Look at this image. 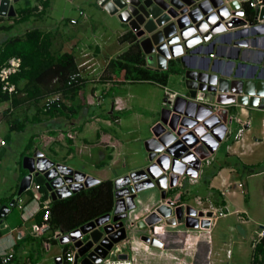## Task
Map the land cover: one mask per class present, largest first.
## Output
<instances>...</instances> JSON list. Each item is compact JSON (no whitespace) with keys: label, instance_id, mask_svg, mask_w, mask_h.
Masks as SVG:
<instances>
[{"label":"crops","instance_id":"obj_1","mask_svg":"<svg viewBox=\"0 0 264 264\" xmlns=\"http://www.w3.org/2000/svg\"><path fill=\"white\" fill-rule=\"evenodd\" d=\"M44 1H46V5H44ZM48 1L49 0H37L34 5L35 10L40 12L41 10L44 11L48 6ZM95 2L100 8L106 9L100 5L98 0H95ZM224 2L226 1L224 0ZM13 3L14 2H12V5L15 14H0V25L13 23V19L15 17L23 14L22 10L26 7L17 8ZM39 5L41 6L40 8L38 7ZM242 5L244 8L242 15H237L235 19H230L232 21L229 25L223 24L224 26L221 27L223 28L222 30H217V32L212 33L209 38L201 40V45L197 47L196 50H193L188 54L185 53L186 55L184 59H182L181 54L178 53L176 54V57L171 54L169 58L166 57L165 61L161 62L158 59L156 52V54L144 52L141 48L142 52L145 53L144 56L146 65L157 70H166L168 67H171V69L167 72L166 81L164 83L161 84L155 82L163 88L162 108L160 107L161 111L158 118L153 120L150 125L151 136L145 139L144 146L146 147V140L151 141L156 139V133H160L161 131L164 133L165 129L163 126L165 125L168 126L173 134L175 133V130L179 133L183 132L182 135L184 136V140L191 145H194L196 143L195 141L202 139L199 144L195 145H199L204 148L208 147V145L203 142L205 137L207 140L209 138L214 140L213 138H215V136L211 133L212 130H216V133L221 135L217 144L212 146L210 155L203 156L200 163L194 153H191L193 154L191 155L190 152H187L182 140L180 139H178L180 143L177 145H170L174 146L171 149L172 154H170L166 149L161 151L165 154V158L167 156L165 169H167V165L169 167H175V158L179 160L180 158L185 157L186 159H183L186 163H189L187 169H179V172L181 171V173L179 175L178 182L181 184H177L174 187L185 186L186 179L189 184H198L204 189L201 193H193V191H189L188 187L182 191L174 190L172 186L165 189V191L167 190V196L173 197L180 192V194H182L179 200L180 202H184L198 209L216 207L219 210H222L223 213L217 214L214 223H212L207 230L198 227L186 229V227L181 224H177L174 227H167L164 231L156 234L161 240V245H155L144 240H140L141 233L143 234L144 232H147V226L142 227L134 225L131 228V232H133L131 239L124 243L121 241L118 243L122 246V248H125L126 246H128L129 249L131 247H135L138 251V257H141L140 259L144 260L147 264H180V262H186L187 264H241L239 257L241 253L245 252L249 253L250 262L252 264L253 245L258 239L256 232L259 225L257 224V226L251 229V238H249L248 244H245L243 240L241 241V238L243 239L247 237V230L243 224L244 221H248V217L245 216L247 210L243 206H236L235 208L229 210L227 201V194L234 195L238 192L241 193L243 199L245 197L246 201L247 197L250 195L249 188H245V184L248 182L246 178L252 177L255 174H262V178L264 180V152L260 148V145L264 147V94L257 95L256 93L257 90H264V16L260 15L261 7L252 6L247 2H243ZM229 9L232 10L231 7H229ZM33 12L34 10L32 9V12H30L29 15ZM78 13L81 16H84L85 12L82 8H80ZM243 17L246 22L251 24H243ZM25 19H27V17ZM68 20L71 24L78 23V19L74 16H69ZM226 20L228 22L230 21L228 17L225 18V21ZM22 21H16L9 29L0 28V44L7 37L22 35L27 29H29L24 26L21 29L17 27V25H19ZM35 27L41 29L42 31L51 30L50 51L53 53L71 51L75 55L79 67L82 64V68L80 67L79 69L83 70L81 73L83 72L82 76L85 78V84L83 86L84 91H81L83 93L85 103L82 104V107L79 111H77L75 116L67 117L60 112L48 114L45 113L44 110H38V123L44 125L38 131V136L41 138L43 143L46 145L50 142H56L59 145H63L62 140L66 138V143L74 145L75 142L73 138L75 135L73 134V131L76 130V120L79 119L80 122H83V124L91 121L92 119L98 120L101 116L102 110L114 120H118L116 110H119L125 104L124 98L122 97L124 95H122L119 91L112 90L113 86L118 85L121 81L115 78L113 79L112 77L102 78V74L106 69L108 60L123 51L127 47V42L126 47L123 49H117V51L114 50V52L110 50V53L105 56L106 58L104 60H102L104 63L100 65V68H98L97 65L100 60L98 53L101 48H99V44L97 42H94L93 44L89 40L85 41L86 38L83 32L84 26L82 24H80V28L75 29L71 32L70 36L68 35L66 37L61 34L64 32L60 31L58 25H54L52 28H46L44 24L41 23ZM131 31L133 32V30ZM119 42L121 41L119 40ZM123 43L124 42H121V45ZM75 47L86 49L85 52L82 53L84 55H87L90 51L92 52L86 58L79 60L76 55V51H74ZM182 50H185L184 46L182 47ZM91 59L92 61L87 64L86 62ZM94 63H97V65H94ZM186 70L188 72L194 71V73L197 71V75L200 74V77L204 80L212 77L213 79H226L227 85L235 82L234 85L238 86L240 91L238 94H242L243 96L248 95L249 98H257L253 101L248 99L247 101L241 102L234 101L228 103H217L215 101V95L218 92H213L211 90L208 91V83L206 87H204V82L198 81L200 86L203 87V89H197V92L201 91L203 93L205 102L202 103L212 104V106H214L212 111L208 112L206 111L207 108L204 105H198L195 101L191 100V98L194 97H190V88L187 86L186 81L188 80L191 82L193 77L190 76L191 74L187 76L185 74ZM171 71L179 72V79L185 87V90H178L169 86L170 80H167ZM109 75H112V72H109ZM87 87L88 89L86 90ZM166 89L177 93L173 99V107L171 110L165 109L166 104L164 103V98L166 96ZM107 92H110V96L112 98L110 106L105 107L104 96ZM7 101L8 105L4 106V108L9 105L11 106L12 104L9 99ZM42 102L43 97H41L38 102L29 99L22 100L17 105L12 106L9 115L0 117L8 119L12 116L15 110L19 109L20 111L23 107L28 106V104L40 105ZM63 102L68 105L77 104L76 100L63 99ZM226 108L228 109V112L225 111ZM219 109L220 112L216 114ZM211 112L216 115L213 116L212 122L210 123L211 125L208 128L204 125V123L213 114H211ZM24 114L27 116L26 113ZM64 117L68 118V121L64 120ZM223 117H226L225 122H223ZM241 122L245 123L242 124ZM62 123H67V126L63 127ZM222 124L225 125V130H223V127L221 126ZM79 126L82 127V124L79 123ZM241 127L243 128L241 132H239ZM105 128L106 127L103 126H96V130H98L97 135L99 137V142L103 144L104 148V150H100L98 165H102L104 163L105 157L110 159L112 162L115 161L112 149L115 144H118V140L116 138L113 139L110 134L105 131ZM100 130L101 132H99ZM33 135L34 133L32 136ZM0 137L5 139L6 146L8 143L7 138L4 136ZM110 146L111 149L109 148ZM195 147L198 149V146ZM152 149V146H148V155L152 153ZM70 151L71 148L68 149L67 154H69ZM41 152L44 156L51 160L63 162L74 168L70 165V163L64 160V156H62V159H56L44 153L42 149ZM3 153L4 151L1 155ZM148 163H150V161ZM26 173L27 169L23 175ZM23 175H20V173L17 174L19 182L16 184L14 190L15 192L13 191L14 193L12 192L6 198L0 197V217L5 216L11 211L10 206L17 204L18 207L21 208L19 212L20 218L25 220L31 219V223L34 225V215L39 209L40 200L35 197L30 187H25L20 192L18 191ZM36 176H41L43 178L42 173L35 175L34 180ZM97 178L104 179L99 175H97ZM169 180L170 178L167 174L159 181V184H153V187L157 189L158 196H155V191H152L148 196H146V198L138 196L136 198V213L142 214L143 212L152 209L154 205L161 200L160 193L164 191L161 187ZM173 180L175 179H172V181ZM257 188L263 195L262 200L264 202V183L262 187L259 185ZM29 192L32 196L31 199L27 201L26 199H28L27 197L29 196ZM168 193H172L173 195H169ZM22 194L27 195L25 199ZM38 194H40V192H38ZM196 197L200 198L201 202H196ZM191 199L194 203L191 202ZM10 200H13L12 204L9 205V208H5V204H9ZM227 216L228 220L220 221L221 217ZM3 220V217H1L0 255L11 254L10 258L12 255H17L18 259L22 263L26 260L29 262L31 260L30 256H33L34 262L37 263L38 237L41 238L43 246H45L43 243L46 239L42 238V234H34L33 225L29 232H24L20 226H17L15 232L14 230L11 231L15 227L8 231H3L2 228L7 226L5 222L1 224ZM260 222L263 223V221ZM161 223H163V221H161ZM238 226H241L242 230H239ZM234 229H237L241 237H239L240 245L237 248L232 246L234 240H236L233 236ZM135 232L137 233L135 234ZM20 239H22L23 242L19 251L16 252L15 244L17 240ZM145 245L147 246V249ZM46 247H49V245H46ZM175 254L179 256V259L174 256ZM129 255H131V251L129 252ZM57 262L59 261H56V263Z\"/></svg>","mask_w":264,"mask_h":264},{"label":"rangeland","instance_id":"obj_2","mask_svg":"<svg viewBox=\"0 0 264 264\" xmlns=\"http://www.w3.org/2000/svg\"><path fill=\"white\" fill-rule=\"evenodd\" d=\"M36 2L37 0H18L13 4L17 8H33ZM80 8L84 10V16H81L79 14L80 12L78 13ZM33 10L34 12L30 14L27 19L17 25L19 29L23 26L26 28L35 27L41 23H43L46 28H52L54 25H58L60 31L64 32L61 34L66 37L68 35L70 36L71 32L75 29L80 28V24H82L84 26L83 32L86 38L85 41L89 40L93 44L94 42H97L99 48H101L98 53V57L100 58L99 64L97 65V63H94L98 68L104 63L102 60L106 58L105 56L110 53V50L114 52V50L117 51V49H123L126 47V42L121 45L118 36L121 32L129 29V25L121 21L116 14L100 8L95 0H49L48 6L44 11H36L35 8H33ZM69 16L76 17L78 23L71 24L68 20ZM85 50L86 49H81L80 47L74 48L79 60L86 58L92 52L90 51L87 55H84L82 53L85 52ZM91 61L92 59L86 63L89 64ZM81 65L80 67L82 68ZM81 71L83 70L81 69ZM179 78V72L171 71L167 80H170V85H168L178 90H185V87L180 82ZM87 89L88 87L86 90ZM112 91H119L124 95L122 97L124 98L125 104L122 108L116 110L118 120H114L112 117L108 116V114H105V111L103 110L98 120L92 119L83 124V122H80V120L77 119L76 130L73 131V134L75 135L73 138L75 142L74 145L66 143V138L62 140L63 145H59L56 142H50L45 145L38 136V131L44 125L39 124L38 122L32 123L26 121V126L22 130L11 129L9 127V120L12 118L22 120L26 117L24 113L30 115L27 117H31L33 114H38L35 113V110H37L36 104H28V106L23 107L20 111L19 109L15 110L12 116L8 119L0 117V136L6 137L8 141L4 153L0 155V197L6 198L15 190L16 184L19 182L17 174L21 172L22 168L25 169V167H23L24 155H31L39 148H41L47 155L56 159H62V156H64V160L70 163L75 169L89 172L96 177L99 175L104 179L110 178L113 180L116 175L124 174L136 168L146 166L150 160L148 158V150L144 146V141L151 136L150 125L153 120L158 118L161 111L163 88L153 81L125 80L121 81L118 85L113 86ZM107 93L104 96L105 107L110 106L112 98L110 92ZM6 105H8L7 100L0 101V116H7L3 113L4 106ZM63 119L68 121V118L64 117ZM79 123L82 124V127L79 126ZM62 126L66 127L67 123H62ZM96 126L106 127L105 131H107L113 139L116 138L118 140V144H115L112 149L113 157L115 159L114 162L105 157L104 163L98 165L100 150H104V148L103 144L99 142ZM99 132H101V130ZM33 133L34 135L32 136ZM30 138H32V141L30 142L31 145L30 147H27ZM70 148L71 151L67 154V151ZM109 148L111 149V146ZM260 148L264 152V147L262 145H260ZM41 149L39 150L41 151ZM262 177V174H255L252 177L246 178L248 182L245 184V188H249L250 192L246 201L245 197L243 199L239 192L234 195L227 194L229 210L236 206H243L247 210L245 216L248 217V221H244L243 223L247 230V237L242 239L237 229H234L233 236L236 240H234L232 246L235 248L240 245L239 237L241 238V241L243 240L245 244H248L249 238H251V229L257 226V224L259 225L262 223L260 221L264 222L263 195L257 188L259 185L261 187L263 186L264 180ZM185 183V186L174 187L173 189L184 191L185 188L188 187L189 191H193V193H201L204 191L201 185L189 184L186 179ZM153 186L154 185H151L137 191L136 196L134 197L136 205V198L138 196L146 198V196L152 191H155V196H158L157 189ZM168 194L170 195V193ZM22 196L25 199L27 195L22 194ZM191 202L194 203L192 199ZM10 207L11 211L5 216H1L4 219L1 224L4 222L7 224L6 227L2 228L3 231H8L15 227L11 230H14L15 232L17 226H20L24 232H29L32 229V220L20 218L19 212L21 208H19L17 204ZM221 220H228V216L221 217L220 221ZM48 232L49 230L45 234ZM131 233L133 232H129V234ZM136 233L137 232H135V234ZM51 237L54 238L55 241H49V247H46V245L43 246L42 243H39L40 237H38L37 263L32 260L29 262L26 260L23 264H56L55 256L62 254L64 244L56 237H53L52 235ZM124 249L130 252L128 246L123 248V250ZM239 260L241 264H251L249 253H241Z\"/></svg>","mask_w":264,"mask_h":264},{"label":"water","instance_id":"obj_3","mask_svg":"<svg viewBox=\"0 0 264 264\" xmlns=\"http://www.w3.org/2000/svg\"><path fill=\"white\" fill-rule=\"evenodd\" d=\"M9 1L10 0H0V14H15L13 5L12 3L9 5ZM16 1L17 0H12V2ZM99 1L100 3H104L106 0ZM225 1L226 2H224V0H108L105 8L110 13L116 14L121 21L127 23L129 28L135 31V35H142L140 42H138L144 52H156L157 54H155L158 59L161 62H164L169 54L176 56V54L180 52L182 54L181 58L184 59L185 54L183 55V52L181 51L182 45L185 46L187 54L189 51L196 50L197 47L201 45V38H209L212 33L217 32V30H222L223 28L221 27L224 26L223 24L229 25L232 21L230 19H235L237 15L242 13L238 8L239 3L237 0ZM229 7H231L232 10H230ZM260 15L264 16V5L260 8ZM226 17L229 18V22L227 20L225 21ZM196 31L198 32L195 33ZM199 33H202V36H200ZM185 74L187 76L191 74L190 76L193 77L191 82L188 80L186 81L187 86L190 88V97L195 96L198 88L203 89V87L198 83V81H203L204 87H206L208 83V91L211 90L213 92H218L215 95V101L217 103H228L234 101L241 102L247 101L248 99L253 101L257 98H249L248 95L243 96L242 94H238L240 91L239 87L234 85L235 82L227 85L226 79H213L212 77L205 79V81L200 77V74L197 75V71L194 73V71L188 72L186 70ZM256 93L257 95H262L264 94V90H257ZM206 111L210 112V108L208 106ZM225 111L228 112V109L226 108ZM219 112L220 109L216 112V114ZM216 114H212L204 125L209 128L213 116ZM225 121L226 117H223V122ZM221 126L223 127V130H225V125L222 124ZM176 133H178V131H176ZM211 133L215 136L214 143L216 144L219 138H221V135L216 133V130H212ZM172 134V132L168 133V135ZM149 144L150 141L146 140V148H148ZM3 150V147L0 148V155ZM153 153L154 152L148 155L150 161L154 155ZM32 155H24L23 157V166L27 169V173L22 176L18 189L19 192L28 186L30 178L29 171L32 170V166L28 164V161L33 160ZM76 170L79 171V173H83L80 169ZM158 172L159 171L154 170L153 165L147 163L144 167L131 170L130 172L124 174H119L115 177L113 180V188L114 196L116 198L114 200L113 215L110 217V212H108L95 218L94 220L96 224L101 225L103 222L108 221V218L110 217L111 222L116 221L115 225L113 226L109 221L106 226H101L99 231L94 230L90 232V240L79 250L81 254H83L93 245V243L96 242L93 250H91L89 254H94L95 251H98L101 255H105L107 250L111 248L114 243L124 237L125 228L123 226L122 219L125 218L126 213L123 212L133 206V198L136 196L137 191L153 184H159L160 177H157ZM48 173L47 175H49ZM146 176L149 178H145ZM163 178L164 177L162 176V179ZM96 180L97 179L94 176L88 175L85 180V185H89ZM173 181H171L170 184H173ZM46 185L49 187L48 181ZM81 187V184H74L73 190L75 191ZM64 193L67 194L68 192L66 191ZM64 193L63 195H65ZM165 194V191L161 192V197H165ZM51 195L53 199L56 198L54 193ZM13 200H10L9 204H5V207L9 208V205L12 204ZM194 214L202 216L204 213L201 210L193 208V206H190L189 204H179L174 206L172 204L158 203L143 221L137 223V226L146 227L147 225H151L162 218L169 219L167 222L177 221L178 223H183L186 227L196 226L197 219H193L189 216ZM210 214L211 212H206V215ZM93 224L92 222H89L86 228L93 226ZM202 225L206 226L207 222L203 221ZM113 227H118V229L110 232L107 236L98 241L102 233L110 231ZM238 228L239 230H242L241 226H238ZM78 233V228L72 230L70 232L72 239H74L75 234ZM141 238L144 241L151 242L152 244L161 243L156 239H150L145 234H143ZM68 239L69 237L59 238V241L64 243ZM75 244L77 245L78 242ZM60 259V255L55 257V260L59 261L56 264H61Z\"/></svg>","mask_w":264,"mask_h":264},{"label":"trees","instance_id":"obj_4","mask_svg":"<svg viewBox=\"0 0 264 264\" xmlns=\"http://www.w3.org/2000/svg\"><path fill=\"white\" fill-rule=\"evenodd\" d=\"M46 4L44 1V5ZM33 8H24L23 14L15 17L13 23L24 20ZM13 23L2 24L0 28L9 29ZM51 34V30L42 31L37 27H32L22 35L10 36L1 42L0 64L11 55L21 56L20 69L11 76L16 85V91L9 94L3 92L0 86V101L9 99L12 103L11 106L4 108V115H9L12 106L17 105L22 100L29 99L38 102L41 97H43V102L40 105L36 104L35 113H38V110H44L48 114L60 112L67 117H73L85 103L82 93L85 78L77 76L76 80L69 81V75L80 68L78 61L71 51L51 52ZM118 39L121 42H127V47L108 60L102 78L112 77L120 81L148 80L161 84L166 81L167 72L171 67L166 70H157L146 65L144 53L135 34L130 29L122 32ZM109 72H112V75H109ZM55 93H59L60 97L45 103V97ZM63 99L76 100L77 104H65ZM27 116L23 118L24 120L10 119L9 127L22 130L26 126V121L34 123L39 120L38 114H33L31 117ZM31 141L32 138L29 139L27 147H30ZM25 172L26 170L22 168L20 175ZM35 181L40 184V207L34 215L35 224H39L44 221L45 209L41 207V202L47 196V190L41 176H36ZM31 196L32 194L29 192L28 200L31 199ZM113 205L114 188L113 180L110 178L100 179L67 196L52 199L48 205V228L43 231L42 238L48 242L55 241L51 237L55 229L59 228L66 231L77 227L95 216L110 211ZM48 230L50 233L45 234ZM22 242V239L17 240L16 252L19 251ZM39 243H41V238ZM66 248L67 244H64L62 252ZM30 259L34 262L32 256ZM251 261L252 264L264 263V234L254 242ZM11 262L12 264H23L17 255H12L6 260H3L0 255V264H11Z\"/></svg>","mask_w":264,"mask_h":264},{"label":"built area","instance_id":"obj_5","mask_svg":"<svg viewBox=\"0 0 264 264\" xmlns=\"http://www.w3.org/2000/svg\"><path fill=\"white\" fill-rule=\"evenodd\" d=\"M107 1L108 0H106L104 3H100V1L98 0V2L100 3V5L102 7H105ZM237 2L239 3V9L241 10L242 13L244 11V8L242 5L243 2H247L248 4H250L252 6L262 7L264 5V0H237ZM11 3H12V0L9 1V5ZM38 7L40 8L41 6L39 5ZM257 9H258V7H257ZM242 13L240 15H242ZM72 20H74V19H72ZM242 20H243V24H247V23L251 24L249 22H246L244 17L242 18ZM133 32L135 34V31H133ZM197 32L198 31H196L195 33H197ZM199 34H200V36H202V33H199ZM135 36H136V39L140 42L142 35H135ZM201 40H203V39L201 38ZM183 46L184 45H182V47ZM182 47H181V51L183 52V55H184L186 53V49L182 50ZM189 52H191V51H189ZM179 54H181V52ZM210 54H212V53H210ZM169 56H171V54H169L167 57L169 58ZM20 65H21V56L20 55H11L4 62H2L0 64V86H1V89L3 92H7V93L11 94L12 92L16 91V85L12 81L11 76L13 73L17 72L20 69ZM77 76H82L80 69L69 75V81L76 80ZM176 94L177 93L175 91H169L166 89V96L164 98V103L166 104V106H165L166 110L172 109L173 99L175 98ZM58 97H60L59 93L46 96L45 97V103H49L52 100L57 99ZM191 100L195 101L198 105H204L206 108L208 106L210 108V111H212V109L214 107V106H212V104L202 103V102H205V99H204L203 93L201 91L196 92V96H194V98H191ZM213 112H211V114ZM241 123L243 124L245 122H241ZM163 127L165 129L164 133H163V131H161L160 133H156L155 134L156 139L151 140L149 146H152V148H153L152 152H154L153 153L154 155L151 158L150 164L153 165L154 170L159 171L157 174V177H160V180H161L162 176L164 177L167 174L169 175L170 180L166 181L163 184V186L161 187L165 191V189L167 187L170 188L173 186V188H174V186H176L177 184H181L180 182H178L179 175L181 173V171L179 172V169L180 168H183V170L187 169L189 163H186V161L184 160V159H186L185 157H183L184 159L180 158L179 160L177 158H175V167H169L167 165V169H165L167 156L165 158V154L161 152L163 149L168 150V152L170 154H172L171 153L172 147H174L175 145L180 143V141H178V139H180V140H182L187 152H190V154L194 153L196 155V157L198 158L199 163H200V160H201V158H203V156H209L210 155V152L212 150V146L214 144L211 145L205 137L203 139V142H205L208 145L207 148H204V147L199 146V145H195V144H199V142L202 139L195 141L196 143L194 145L193 144L191 145L190 143H188L184 140V136L182 135L183 132L182 133H179V132L176 133V130H175L174 134L168 135V133L172 132V131L168 128L167 125H165ZM242 128L243 127L240 128L239 132H241ZM195 132H196V130H195ZM213 139H215V138H213ZM5 143H6L5 139L0 137V148H2V147L4 148ZM170 145H174V146H170ZM195 146H198V149H196ZM202 149L206 150V152H207L203 156L200 153ZM35 152H36V154H35ZM33 153H32L33 155L31 154L33 156V160L30 161L28 159L29 160L28 164L32 166V170L29 171L30 178H29L28 186H26V188L30 187L32 189L35 197L39 199L40 194H38V192H39V185L40 184L34 180V176L38 175V173H42V176L44 178V185H45V188L47 190V196L41 202V207H43L45 209V211L43 213L44 221H42L39 224L34 223V225H33L34 234L40 235L43 233V231L45 229L48 228V222H47V218L49 217L48 205H49L50 201L53 199L52 195H51L52 193L55 194L56 198L64 197V196H67V195L81 189V188L87 187V186L95 183L96 181H98L100 179H98L97 177L94 176L97 180L95 182L89 184V185H85V180H86L87 176L91 175V174L86 173L85 171H83V173H79V171H77L75 168H72L68 164H65L63 162H56L54 160L51 161V159L44 156V154L39 150H35ZM191 155H193V154H191ZM58 164H60V165H58ZM47 173L49 175H47ZM91 176H93V175H91ZM145 178H149V177L146 176ZM172 179H175L173 181L174 183L170 184ZM152 180H153V178H152ZM47 181L49 182V187L46 185ZM74 184H81L82 187L78 188L77 190L74 191L73 190ZM66 191L68 192L67 194L64 193ZM165 192H166L165 197H163V198L161 197V200H159V202H157L154 205V207L158 203L172 204L174 206H177L179 204L186 205V203L179 201L180 197H181L180 192L177 193V195L173 196V197L167 196V190ZM63 193L65 195H63ZM172 193H170V195H173ZM115 198L116 197L114 196V200H115ZM196 202H201V199L196 197ZM135 207H136V202H135V199L133 198V206L131 208L126 209L123 212V213H126L125 218L122 219L123 220V226L125 228L124 237L121 238L116 243H114L112 245V247L107 250L105 255H101L98 251H95L94 254H89L90 251L93 250V247L95 246L96 242L93 243V245L88 250H86L83 254H81L79 250L84 244H86V242H88L90 240V238H91L90 232H92L94 230L99 231L101 226H106V224H108L109 221L111 222L110 217L113 215V207L110 211L105 212V213L110 212V217L108 218V221L103 222L101 225L96 224V222L94 220H95V218L102 216L105 213H102L98 216H95V217L81 223L77 227H74V228L66 230V231L59 229V228L55 229L52 233V236L56 237L58 240H59V238L69 237V239L63 243V244H67V248L65 249L64 252H62V254H60V257H61L60 263L61 264H147L144 260L140 259L141 257H138V251L136 250L135 247L130 248L131 255H129V252H127L125 249L123 250L122 246H120L118 243L120 241L124 243V242H127L129 239H131L132 233L129 234V232L132 231L131 228L134 225L137 226V223L140 221H143L144 218L154 209V207H153L152 209H149L146 212H143L142 214H138L135 211ZM193 208H195V207H193ZM196 209L201 210L204 213L202 216H200L198 214L189 215L191 218L197 219V225L196 226L186 227L183 223H178L177 221L167 222V220H169V219L162 218L161 220H159V221H157L151 225L150 224L147 225V232L146 233L144 232L143 234L147 235L150 239H156L157 241L161 242L160 238H158L156 234L164 231V229H166L167 227H174L177 224L183 225L184 227H186V229H189L192 227H198V228H204L205 230H207L210 227V225L212 223H214V221L217 217V214L223 213L222 210H219L216 207H214V208L206 207L203 209H198V208H196ZM208 211L211 212L210 215H206V212H208ZM168 218H170V217H168ZM161 221H163V223H161ZM203 221L207 222L206 226L202 225ZM89 222H92V224L94 222V224H93V226L86 228V226L88 225ZM115 222H111V224L114 226ZM82 226L86 229H84ZM77 228H78L79 233L75 234L74 239H72L70 232L74 229H77ZM117 229H118V227H113V229H111L110 231L102 233V235L100 236L98 241H100L103 237L107 236L110 232L115 231ZM143 234L141 233L140 240H143L141 238V236ZM263 234H264V222L259 224L258 230L256 232V235L258 238L261 237ZM76 242H78L77 245L75 244ZM149 243H151V242H149ZM44 245L48 246L49 242L47 240H44ZM157 245H161V243L157 244ZM113 246H115V247H113ZM146 249H147V246H146ZM10 255L11 254H5V255H1V257L3 258V260H6V259L10 258ZM174 256L177 259H179V256L177 254H175ZM180 264H187V263L186 262H180Z\"/></svg>","mask_w":264,"mask_h":264},{"label":"bare ground","instance_id":"obj_6","mask_svg":"<svg viewBox=\"0 0 264 264\" xmlns=\"http://www.w3.org/2000/svg\"><path fill=\"white\" fill-rule=\"evenodd\" d=\"M208 142H209L211 145L215 144V143H214V140H212L211 138L208 139ZM200 153H201V155L203 156V155H205L207 152H206V150L202 149Z\"/></svg>","mask_w":264,"mask_h":264}]
</instances>
